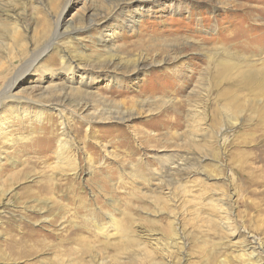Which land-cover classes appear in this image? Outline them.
Segmentation results:
<instances>
[{"label": "rangeland", "instance_id": "1", "mask_svg": "<svg viewBox=\"0 0 264 264\" xmlns=\"http://www.w3.org/2000/svg\"><path fill=\"white\" fill-rule=\"evenodd\" d=\"M248 42L264 0H0V264H264V95L207 59ZM51 86L88 110H54ZM227 90L235 125L214 120Z\"/></svg>", "mask_w": 264, "mask_h": 264}, {"label": "bare ground", "instance_id": "2", "mask_svg": "<svg viewBox=\"0 0 264 264\" xmlns=\"http://www.w3.org/2000/svg\"><path fill=\"white\" fill-rule=\"evenodd\" d=\"M5 24V23H4ZM61 35H64V34H61ZM60 36V35H59ZM263 38V36L261 37ZM262 41V40H261ZM243 48L244 50L250 52L248 54L249 57H238L237 56V53L236 52H232V50H221L219 47L218 48H213V50H216L214 55L217 57V55H220L221 57H218L216 58V60H214L212 58V56H209L207 57L208 59V64L210 65L211 63H214L215 64V67L214 69L216 70V72H214L215 76L217 75L219 78V81H230L231 83V86L233 85L234 88H236L237 86L239 87H243L244 90H250V91H259V94L258 96L259 97H262L264 95V44L262 45H256V44H252L251 43H245L243 45ZM7 50V49H6ZM251 53H253L251 55ZM67 54V53H66ZM69 55V54H68ZM247 56V55H246ZM38 57V55H37ZM258 57V58H257ZM256 58V60H251V59H254ZM111 59H113V56L111 57ZM38 60V59H37ZM64 60V59H63ZM141 60L138 59V62H140ZM35 62V61H34ZM64 69L63 71L65 73L69 72L70 69L67 68L68 66L64 64ZM209 67V66H208ZM209 70V69H208ZM87 71V70H86ZM30 72H26V74H29ZM31 74V73H30ZM18 81V80H17ZM218 81V80H217ZM216 81V83H217ZM229 83V84H230ZM15 85L16 83H13L11 84V86L9 87V89L7 90V92L5 91V95L3 97V99H8L9 98V95L12 91L11 89L12 88H15ZM208 86V85H207ZM57 87V86H56ZM55 86H51V88L49 87V91L50 92V96L49 98L51 99L52 103V108H54V110L56 109V111L60 108V107H64L65 106V103L68 102V104H73V112H75V109L76 111H79V112H83V111H86L88 110V107L90 106L89 103L87 102L86 99L82 98V97H73L72 99L70 97H68V93H64L66 92L64 90V88H56ZM232 87V88H233ZM73 90V91H71ZM70 90L69 88V91L68 92H77L75 91L74 88H72ZM230 90H227V92L225 93H222L223 94V100H224V103L222 105V108L220 107V110L218 109L215 114H214V120L215 122L219 119L217 118L218 115H219V111L221 112V109H223V111H225L224 113V117L226 119L227 122H229L228 124H231V125H235L236 122H237V119L236 117H234V114H238L239 113V105L238 106H235V100L237 99H234V97L230 95V93L228 92ZM251 93V92H250ZM256 93V92H255ZM59 94L62 95L61 97H57V95ZM232 94V93H231ZM42 94H40L41 96ZM251 95V94H250ZM256 95V94H255ZM36 96V95H35ZM13 96H10L11 99ZM203 97H207V95H204ZM255 98V99H261V98ZM9 98V100H10ZM16 98V97H14ZM219 98V96H218ZM42 99V98H41ZM221 99V98H220ZM256 100V101H257ZM27 102H32V98H29V99H26ZM237 101V100H236ZM260 101V100H259ZM258 101V102H259ZM221 102H223L221 100ZM252 102V101H251ZM262 103V102H261ZM42 104V103H41ZM222 104V103H221ZM258 104V103H256ZM263 105V104H262ZM43 106V104H42ZM206 106V105H205ZM238 108V109H237ZM160 111V110H159ZM61 115H62V112H59ZM76 113V112H75ZM113 114H115L120 120L119 121H123L125 119H129V116L125 117V113H122L121 111L117 110L114 112H112ZM199 114L201 115H204V109L202 108V111L201 112H198ZM213 113V112H212ZM227 113V114H226ZM23 114H27L25 112H23ZM22 114V115H23ZM105 114H108V113H105ZM221 114V113H220ZM226 114V115H225ZM79 115V114H78ZM81 115V114H80ZM212 115V114H211ZM216 115V116H215ZM223 115V114H222ZM63 116V115H62ZM200 116V115H199ZM19 117V116H18ZM36 117V121L37 122H41V120L43 119V116H42V111H39L38 115L35 116ZM222 117V116H221ZM24 118V117H23ZM107 119H113L112 118V114L109 113L108 114V117ZM200 121L202 119H199ZM213 120V121H214ZM89 123L93 122L92 120L88 121ZM88 123V124H89ZM203 124V123H202ZM213 124V123H212ZM209 125H206L203 126L204 129H202V135L204 137H208V138H211L210 137V134H211V126L208 127ZM218 126V123L216 124H213L212 127L213 128H216ZM210 128V129H209ZM64 130V129H63ZM210 130V131H209ZM78 134V133H77ZM136 137V136H135ZM203 137V138H204ZM79 138V137H78ZM213 139V138H212ZM211 139V140H212ZM222 145V144H221ZM54 150V149H53ZM72 151H75V153L73 154ZM78 152H79V149L78 147L76 146V138L75 136H69V133L66 131H63V133H61V139L58 141L57 143V149H56V152H55V155H56V161H57V164L59 165V167H67V168H70V171L73 172V175L76 174L75 172V163L77 161V155H78ZM91 158H88L89 162L90 163V160ZM92 165V164H91ZM77 166V165H76ZM63 172V171H62ZM51 178V177H50ZM248 178V177H247ZM55 180V179H54ZM72 180V179H71ZM45 181V180H44ZM56 181V180H55ZM75 181V180H74ZM53 179H51V181H49L48 183L44 184V185H41L39 188L42 192V194H52L53 192H55V187H54V184H53ZM67 182V181H66ZM59 183V181H58ZM62 183V182H61ZM69 183V182H68ZM75 183V182H74ZM56 185V184H55ZM57 187V186H56ZM69 187V186H68ZM66 188V186H65ZM64 188V189H65ZM71 188V186H70ZM58 191V190H57ZM62 191V190H61ZM67 192V191H66ZM56 193V192H55ZM60 193V192H59ZM70 193V192H69ZM62 194V193H61ZM80 198V197H79ZM75 200V199H74ZM80 205V203H78ZM111 228L112 230L114 231L115 233V237L120 239V240H128L130 241V244H133L135 243L136 240H134L132 238V236L130 237L127 233L128 230H126L124 228V224L122 225L120 222H115L113 221L112 225H111ZM128 228V227H127ZM100 232H102L100 230ZM129 232V231H128ZM106 234V233H104ZM123 240V241H124ZM177 240V239H176ZM177 242V241H176ZM176 244V243H174ZM254 248V247H252Z\"/></svg>", "mask_w": 264, "mask_h": 264}]
</instances>
